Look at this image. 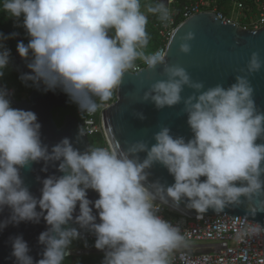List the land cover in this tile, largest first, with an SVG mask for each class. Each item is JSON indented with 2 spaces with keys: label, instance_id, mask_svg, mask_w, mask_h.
<instances>
[{
  "label": "clouds",
  "instance_id": "clouds-1",
  "mask_svg": "<svg viewBox=\"0 0 264 264\" xmlns=\"http://www.w3.org/2000/svg\"><path fill=\"white\" fill-rule=\"evenodd\" d=\"M236 3L246 5L221 0L220 8L223 13L230 8V15L225 14L233 16V9L239 10ZM171 4L178 7L176 0H169L168 7L164 0L147 5L142 0H0V11L17 20L23 17L30 37L27 45L17 44L32 73L23 74V82L43 83L45 90L61 88L83 112L91 114L119 92L126 73L142 71L136 61H143L147 69L163 65L166 79L153 83L143 100L157 109L183 103L193 133L186 140L163 126L154 133L156 143L151 147L139 140L127 147L89 146L84 152L64 138L49 152L41 141L37 115L13 108L7 89L0 88V213L6 206L11 209V216L0 222V231L22 221L38 223L43 216L50 227L38 237L46 247L36 264H62L66 249L80 237L76 228L63 227L73 220L78 203L75 223L96 234L95 247L105 251L103 264H172L171 254L187 243L179 227L158 214L169 198L175 202L187 198V207L202 214L209 209L221 213L229 205L241 204V197L251 205L256 197L264 196V143L256 142L264 138V111L255 102L248 78L264 68V56L253 52L239 69L243 74L227 88L217 84L204 90V83L194 81L184 67L169 65L165 52H146L154 48L148 47V15L170 22ZM247 7L244 22L233 16L237 23L230 24L251 30L264 27L252 24L261 14V4L254 13ZM15 35L0 33V77L10 63L4 41ZM193 39L191 32L181 37L182 53L191 52ZM185 87L193 90L186 98L182 95ZM134 115L146 119L142 112ZM140 153H146V158L141 160ZM40 160L61 161L63 175L44 179L42 197L37 199L24 185L20 169ZM156 163L168 169L175 183L165 188L157 181L150 191L145 186L147 170ZM89 189L99 193L94 207L100 223L93 214V201L87 198ZM259 208L264 209V200ZM10 240L16 264H34L23 236Z\"/></svg>",
  "mask_w": 264,
  "mask_h": 264
},
{
  "label": "water",
  "instance_id": "water-1",
  "mask_svg": "<svg viewBox=\"0 0 264 264\" xmlns=\"http://www.w3.org/2000/svg\"><path fill=\"white\" fill-rule=\"evenodd\" d=\"M169 6V0H164ZM194 34V39L189 43L192 46L189 54L180 51L181 37L188 33ZM22 42L21 36H17ZM253 52H260L264 56V27L260 29H246L238 24L225 23L216 14L202 12L181 22L168 41L166 47V61L169 65H180L191 75L194 81L203 82L205 89L223 84L226 88L235 83V77L242 75L239 69L244 68ZM27 61L22 58L18 51L14 54L13 68L19 74H32L27 67ZM163 65L155 69L144 68L139 74L126 73L119 92L115 100L105 109L102 114L106 140L109 147H127L131 143L139 140L149 142V147L155 144L154 133L163 126L171 128L173 136H183L186 140L193 137L190 126L187 124V114L183 112V103L173 107L157 109L151 101H144V93L150 86L158 80L166 79L162 75ZM254 88V99L261 111H264V68L258 73L249 77ZM192 89L185 87L182 95L186 98L191 95ZM70 103V96L61 88L45 90V85L41 83L32 92L28 100L20 103L14 102L16 109L33 111L41 124V141L48 146L49 152L52 147L59 144L64 138H68L73 146L81 152L86 151L91 145L90 137L84 132L81 123L76 117L67 116L62 126H58L53 111L56 108H66ZM135 112H142L146 119L140 120L134 115ZM257 143H264V138H258ZM140 158H146V153H140ZM61 161L31 162L28 166L20 169L24 185L30 193L37 199L42 197L43 180L50 176H61L59 163ZM264 166V165H262ZM47 168V171L43 169ZM148 180L145 186L151 191V185L159 181L162 185L171 186L175 183L174 176L168 169L160 163L154 164L150 169ZM206 177H201L205 180ZM264 179V177H262ZM239 186V182H237ZM87 198L93 201V214L97 216V223H100L98 210L94 207V202L99 198V193L89 189ZM243 201L239 205H229L223 212L217 213L214 209H209L203 215H223L231 218L256 222L264 228V209L259 208L264 196L255 198L253 204H249L247 198L241 197ZM159 201V200H158ZM188 200L185 198L180 202L168 199L167 205L170 210L194 219L197 213L194 209L187 207ZM256 211L253 214V208ZM37 211L41 209L37 206ZM79 203L73 213V220L64 228H76L80 236L84 239H97L96 234L87 228H81L75 223V217L79 215ZM46 215V212L44 213ZM11 216V209L7 206L0 213V222ZM43 216L38 223L32 221H22L18 225L9 224L0 231V264H16V259L11 255L13 248L10 238L22 235L29 245V255L33 257L34 264L43 258L45 245L39 243V235L48 230ZM72 252L66 249L65 259L70 257ZM65 259L62 264H65Z\"/></svg>",
  "mask_w": 264,
  "mask_h": 264
},
{
  "label": "built area",
  "instance_id": "built-area-1",
  "mask_svg": "<svg viewBox=\"0 0 264 264\" xmlns=\"http://www.w3.org/2000/svg\"><path fill=\"white\" fill-rule=\"evenodd\" d=\"M220 1L187 0L182 8L171 4L169 8L171 21L165 23L158 20L153 25L155 36L154 38L150 36L148 45V47L154 46L152 53L156 51L166 52L168 41L178 23L201 11L214 12L225 23H237L233 16L223 13L220 8ZM260 4L262 6L261 14L256 16L258 20L252 21V24L256 26L264 24V5L261 2ZM235 5L242 12L248 10V7L243 3H236ZM245 17H247L246 12ZM136 64L141 70L147 67L140 60L136 61ZM112 99L107 102L105 108L101 107L95 113H79V117L83 120L82 128L87 136L101 135L106 139L102 114L112 103ZM106 147L109 145L107 144ZM157 203L160 204L161 202L157 200ZM158 214L179 227L187 244L197 245L195 247L182 246L176 249L171 254L172 264H264V228L256 222L223 215L203 214L191 219L170 210L165 204H161ZM257 228L259 231L254 230ZM83 253L84 251L81 250L76 251L77 256Z\"/></svg>",
  "mask_w": 264,
  "mask_h": 264
},
{
  "label": "trees",
  "instance_id": "trees-1",
  "mask_svg": "<svg viewBox=\"0 0 264 264\" xmlns=\"http://www.w3.org/2000/svg\"><path fill=\"white\" fill-rule=\"evenodd\" d=\"M244 1L247 6L250 7V10L254 12L258 11L260 4L257 3L258 0H239ZM143 4L147 5L149 3L148 0H142ZM178 7L180 8L183 6V4L186 3V0H176ZM264 2V0H263ZM225 13L230 15V8L225 9ZM159 19L155 15H148V25H147V31L150 36H155L153 25L155 22H157ZM250 23V22H248ZM0 33H3L5 36H11V34L16 33L17 35H20L22 37H25V28L23 27V17H21L19 20H17L15 17L9 16L8 13L0 11ZM158 39V38H157ZM16 41V35L13 38L7 39V41ZM148 53H151L154 51V48H148L146 50ZM115 100V98L112 99V102ZM70 107H72L74 116L78 119V121L83 123V120L79 117V113H83V111L79 108V105L74 102L70 97ZM103 136H91L90 141L91 145L94 146V139L95 138H102ZM106 140V139H105ZM107 145V142H106ZM177 215V214H175ZM95 239H84L81 236L78 239H74L70 246L68 247L72 255L65 259V264H103L105 259V251L99 250L95 247ZM81 250L84 251V253L80 256L76 255V251Z\"/></svg>",
  "mask_w": 264,
  "mask_h": 264
},
{
  "label": "flooded vegetation",
  "instance_id": "flooded-vegetation-1",
  "mask_svg": "<svg viewBox=\"0 0 264 264\" xmlns=\"http://www.w3.org/2000/svg\"><path fill=\"white\" fill-rule=\"evenodd\" d=\"M17 36L18 35H16V41H12V40L4 41L5 47L10 50V63L9 66L4 70L3 77H0V88L7 89L12 107L14 102L20 103L24 100H28L32 92L35 91L37 88V86L33 84L31 81H28L27 83L23 82L20 79L21 75H19L13 68L14 54L17 51V44L19 43ZM21 39L22 42L25 43V45L28 44L30 37L27 34L26 29H25V37L21 36ZM28 62L29 61H27V63ZM53 114H54V119L58 126L63 125L64 120L67 116L75 117L73 114L72 107H70V103L66 108L54 109Z\"/></svg>",
  "mask_w": 264,
  "mask_h": 264
},
{
  "label": "rangeland",
  "instance_id": "rangeland-1",
  "mask_svg": "<svg viewBox=\"0 0 264 264\" xmlns=\"http://www.w3.org/2000/svg\"><path fill=\"white\" fill-rule=\"evenodd\" d=\"M148 1L151 2L152 0H148ZM230 7H234V6L231 5ZM233 12H234L233 16L235 18H238V20H240L239 23L242 24L244 22V20H245V14L242 11L238 10V9H233ZM250 17L251 16H249V18ZM106 106H107V103L103 107L105 108ZM96 146H98V147H106V140H105L104 136L102 138H95L94 139V147H96Z\"/></svg>",
  "mask_w": 264,
  "mask_h": 264
},
{
  "label": "crops",
  "instance_id": "crops-1",
  "mask_svg": "<svg viewBox=\"0 0 264 264\" xmlns=\"http://www.w3.org/2000/svg\"><path fill=\"white\" fill-rule=\"evenodd\" d=\"M195 246H197L196 244H187V247H195ZM176 250H174V252H175ZM173 252V253H174Z\"/></svg>",
  "mask_w": 264,
  "mask_h": 264
}]
</instances>
